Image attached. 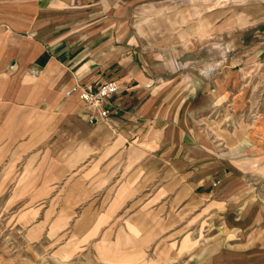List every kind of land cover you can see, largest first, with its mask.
<instances>
[{
	"label": "crops",
	"instance_id": "crops-1",
	"mask_svg": "<svg viewBox=\"0 0 264 264\" xmlns=\"http://www.w3.org/2000/svg\"><path fill=\"white\" fill-rule=\"evenodd\" d=\"M168 1L0 0V162L15 161L18 171L37 172L54 188L76 172L67 188L91 194L126 183L140 195L151 177L167 176L153 192H167L155 210H166L172 195L171 215L210 199L213 158L199 173L195 99L211 97L231 66H264V0L226 5L231 10L218 11L219 30L204 43L155 47L130 18L140 6ZM229 20L237 24L230 28ZM202 48L210 51L205 58ZM197 61H208L206 74L193 70ZM221 71L231 72L220 79ZM109 80L120 85L110 115L91 121L80 91L68 92Z\"/></svg>",
	"mask_w": 264,
	"mask_h": 264
},
{
	"label": "rangeland",
	"instance_id": "rangeland-1",
	"mask_svg": "<svg viewBox=\"0 0 264 264\" xmlns=\"http://www.w3.org/2000/svg\"><path fill=\"white\" fill-rule=\"evenodd\" d=\"M230 8L207 0L153 2L138 7L130 23L155 47L204 43L219 30L218 11ZM236 24L229 20L230 28ZM207 62L193 70L206 74ZM255 62L221 71L220 79L231 72L227 80H215L208 99H195L198 172L212 157L213 196L181 214L171 215L172 195L166 210H155L167 192L153 191L167 176L151 177L140 195L126 183L91 194L67 188L76 172L54 188L37 172L18 171L15 161L0 162V264H264V66Z\"/></svg>",
	"mask_w": 264,
	"mask_h": 264
},
{
	"label": "built area",
	"instance_id": "built-area-1",
	"mask_svg": "<svg viewBox=\"0 0 264 264\" xmlns=\"http://www.w3.org/2000/svg\"><path fill=\"white\" fill-rule=\"evenodd\" d=\"M213 5L226 6L239 0H207ZM31 74L36 76L40 73V69H32ZM80 91L81 98L88 108V116L91 121H97L98 118L106 119L110 113L107 106L111 103L112 98L120 90V85L116 80H109L100 83L96 88L77 87L68 92L71 94L73 90Z\"/></svg>",
	"mask_w": 264,
	"mask_h": 264
}]
</instances>
